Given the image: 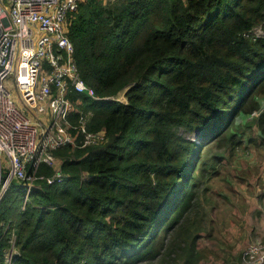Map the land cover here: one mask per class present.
Masks as SVG:
<instances>
[{
  "label": "trees",
  "instance_id": "1",
  "mask_svg": "<svg viewBox=\"0 0 264 264\" xmlns=\"http://www.w3.org/2000/svg\"><path fill=\"white\" fill-rule=\"evenodd\" d=\"M68 36L100 99L70 97L104 138L57 149L62 178L41 165L25 207L26 185L11 183L0 264L13 235L14 264H201L202 146L240 145L236 120L253 112L264 145V0H84Z\"/></svg>",
  "mask_w": 264,
  "mask_h": 264
},
{
  "label": "built area",
  "instance_id": "2",
  "mask_svg": "<svg viewBox=\"0 0 264 264\" xmlns=\"http://www.w3.org/2000/svg\"><path fill=\"white\" fill-rule=\"evenodd\" d=\"M83 1L0 0V203L19 180L26 185L25 207L35 181L46 178L41 165L55 169L49 182L62 178L57 149L104 138L88 130L92 112L70 97L75 91L100 99L82 78L68 36L69 16ZM11 242L7 264L19 254L14 235ZM263 247L247 248L244 264H264Z\"/></svg>",
  "mask_w": 264,
  "mask_h": 264
},
{
  "label": "rangeland",
  "instance_id": "3",
  "mask_svg": "<svg viewBox=\"0 0 264 264\" xmlns=\"http://www.w3.org/2000/svg\"><path fill=\"white\" fill-rule=\"evenodd\" d=\"M254 33L260 35L263 33V30L260 27H256ZM120 99L121 101H125L123 96ZM258 115L259 112H253L244 120H239V118L236 120V126L239 125L237 131L240 132L238 133L240 135L236 136L233 141L242 140L240 145L233 147L234 145L228 138L222 139L219 137L210 144L202 146L201 160L196 170V176L199 177L198 186L201 187V189L199 188L200 195L198 201L207 209L204 231H202V236L199 239L201 250L203 251L204 258H206L201 264H216L220 262V259L214 253L210 252L212 251L210 249L216 246V242L212 241L214 238L225 246L226 244L223 242L224 238H226L229 244L240 246L239 251L242 249L245 250L246 246L250 243V246L247 247L248 249L260 243L264 245L263 238H254L249 241L250 243L248 242L246 244L245 237H247V232H250L248 235L250 236V230L254 229L253 231H255L257 224L258 229L261 230L264 217H260L261 219H259L258 216L253 215L251 219L254 221L257 219L260 220L253 227L251 221H249L250 217L241 216L240 213L251 209L254 210V208L249 202L245 203L244 199L238 196L236 192V187L239 188V179L246 178L251 174L254 178L257 176L256 163L262 162L263 159L262 155L259 154L264 153V145L257 144L259 137L257 135L255 120ZM181 133L192 140L201 142V136L197 131L188 133L182 130ZM227 133H229V130ZM251 138L254 140L252 141ZM3 156L6 157L4 154ZM249 167H253L251 168L252 172H250ZM205 187L208 188L203 193ZM250 194L255 200L254 189L250 191ZM232 203L236 205L234 209ZM235 210L238 216L233 214ZM231 233V238H227ZM168 235H166L167 239L169 237ZM241 236L243 237L241 238ZM259 254L260 251L255 255L258 256ZM247 258L251 260L248 256Z\"/></svg>",
  "mask_w": 264,
  "mask_h": 264
},
{
  "label": "crops",
  "instance_id": "4",
  "mask_svg": "<svg viewBox=\"0 0 264 264\" xmlns=\"http://www.w3.org/2000/svg\"><path fill=\"white\" fill-rule=\"evenodd\" d=\"M263 104H264V100H263ZM259 155H262L263 159H262V162L256 163L257 164L256 165V167H257L256 171L258 173L257 176L254 178V176H252V174H251L250 176H248L246 178L239 179V183H238L239 184V188L236 187L237 195L242 197V199H244L245 203L249 202L250 205H252L253 208H254V210L251 209V210H247V211H244V212L240 213L241 216L250 217L249 221H251V225L253 227L255 226L254 224L257 221L259 223V221H260L259 219L264 217V153L262 152ZM253 157H254V155H253ZM251 168H253V167H249L250 172H252ZM253 189L255 191V196H256L255 200L252 198V195L250 194V191H252ZM232 206H233V209H234V207L236 205H234L232 203ZM233 214L237 215V211L235 210L233 212ZM253 215L258 216L259 219L254 221L253 219H251V217ZM256 227H257V229L255 231H253L254 229L250 230L251 231V235L250 236H248L250 232L249 231L247 232V237H245L246 244H248V242L250 240L254 239V238H260V239L263 238V240H264V222H263V226L261 227L262 231L260 229H258V224H257ZM231 236H232V233L230 234L229 237L227 236V238H231ZM242 237L243 236H241V238ZM233 238H235V236H233ZM212 241L216 242V246H215V248L210 249V250H212L210 252L214 253L220 259V262L216 263V264H230V263H233V258L241 255L245 251L244 249L239 251L238 249L240 248V246H233L231 243L229 244L227 242L226 238H224V242H223V243L226 244V246L221 244V243H219V241H217L216 238L212 239ZM249 245H247L246 248ZM199 247H200V243H199ZM206 251H208V250L206 249Z\"/></svg>",
  "mask_w": 264,
  "mask_h": 264
}]
</instances>
